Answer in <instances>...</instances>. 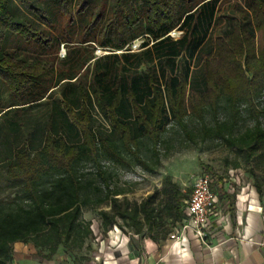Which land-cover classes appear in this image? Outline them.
Masks as SVG:
<instances>
[{
    "label": "trees",
    "instance_id": "obj_1",
    "mask_svg": "<svg viewBox=\"0 0 264 264\" xmlns=\"http://www.w3.org/2000/svg\"><path fill=\"white\" fill-rule=\"evenodd\" d=\"M258 34L264 40V0H0V88L20 100L0 118L51 102L26 136L15 120L13 132L0 128V166L21 186L0 203V264H13L16 242L48 260L60 248L71 264L86 260L95 232L84 211L108 202L113 211L99 212L103 233L119 219L155 240L168 233L163 223L182 221L190 193L169 177L140 203L124 205L119 196L129 191L110 167L156 173L174 148L164 138L171 127L184 136L183 148L225 142L250 161L264 146ZM11 37L53 59L20 55L7 48ZM61 44L76 45L58 58ZM225 64L233 71L221 72ZM244 110L254 123L237 133ZM96 112L107 128L96 127Z\"/></svg>",
    "mask_w": 264,
    "mask_h": 264
},
{
    "label": "crops",
    "instance_id": "obj_2",
    "mask_svg": "<svg viewBox=\"0 0 264 264\" xmlns=\"http://www.w3.org/2000/svg\"><path fill=\"white\" fill-rule=\"evenodd\" d=\"M261 172L264 169L259 168L251 177L245 174L243 184L232 183L231 175L218 176L214 187L212 178L219 215L208 219V244L192 230L184 233L180 243L170 238L186 218L185 210L182 221H175L172 230L157 240L145 232L123 231L118 224L109 234L100 231L92 241V250L85 254L87 259L78 264H264V181L258 176ZM240 174L243 178V173ZM257 181L262 184V194ZM71 261L63 248L48 260L38 255L33 244H14L13 264H71Z\"/></svg>",
    "mask_w": 264,
    "mask_h": 264
},
{
    "label": "rangeland",
    "instance_id": "obj_3",
    "mask_svg": "<svg viewBox=\"0 0 264 264\" xmlns=\"http://www.w3.org/2000/svg\"><path fill=\"white\" fill-rule=\"evenodd\" d=\"M20 14L25 15L27 13L20 9ZM226 27L227 26L225 25L224 29ZM171 35L177 38L181 35V32L174 30L171 32ZM141 42V39L135 40L133 42V48H138ZM263 43L264 40H262L261 35L259 36L258 34L255 44L256 49L260 50ZM74 45L76 44H61L58 50V58L64 57L67 50L69 48H73ZM7 48L16 50L20 55H24L31 60L39 59L48 62L49 59H53L52 57H49L48 53H44L39 48L35 47L34 44H26L20 40H16L13 37L8 39ZM95 53L99 56L107 52L101 48H96ZM186 62L187 58L185 56L179 58V64L181 66L180 69L184 68ZM220 71H226V73H230L233 70L229 64H225L221 67ZM11 101L19 102L20 100L16 99L15 96H13V94L5 86L1 87L0 111ZM50 107L51 102H49L46 106L39 107L34 110H23L21 108L12 110V112L0 118V128L4 127L6 132H13L12 121L15 120L20 124L22 135L26 136L28 133V128H30V121L40 120L41 116H43V111L47 109L49 110ZM258 107H261V105L258 104ZM243 115L244 117L240 121L237 133L243 132L247 127H251L254 123L253 120L248 116L249 113L247 111L244 110ZM220 116L225 117V112L221 111ZM26 120L29 122L27 123ZM95 120L96 127H108L107 121L98 112L95 113ZM206 120L212 121V116L210 113L206 115ZM25 121L27 124H25ZM189 125L193 130H197L199 127V124L196 120H189ZM164 138L169 139L174 148L169 156L163 159V162L156 173L150 174L141 167H134L132 169H122L112 166L110 167L111 170L117 173L116 183L122 187H125L129 191L126 195L119 196L124 205H127V203L130 205L140 203L149 194L160 190L169 177L178 184L182 191H187L186 193L189 194V189H192L194 180L202 174L207 173L211 175L214 179L213 185L215 187L218 183V176L230 177L231 175L234 178L232 183L237 184L238 181V183L240 182L243 184L246 178L245 174L251 177L259 168L261 170L264 169V146H261L254 153L250 161H246L245 153L238 152L235 148L229 147L225 142H207L200 143L198 146L191 145L189 148H183L185 138L180 133V131L174 127H171L168 130ZM236 162L240 164L238 168L234 167V163ZM231 169H234V171L232 172L233 174L229 175V171ZM237 171L243 173V178L242 174H240V172L238 173ZM258 176L261 181H264V173L261 172L258 174ZM20 189L21 186L12 180H9L6 176L5 168L0 166V203L12 199L15 193L20 191ZM102 209L113 211V206L108 202L100 208L85 209L83 214L85 219L91 221L92 228L96 235L99 234L100 231L102 232L103 222L99 213ZM163 224V227L167 230V232H170L175 226V222L171 217H168ZM117 226H119V228L121 227L123 231L135 233V231L121 219L118 220ZM114 227L115 225L113 228ZM161 229L162 227H160L159 230ZM109 232L107 234H109ZM144 232L146 233V231Z\"/></svg>",
    "mask_w": 264,
    "mask_h": 264
},
{
    "label": "built area",
    "instance_id": "obj_4",
    "mask_svg": "<svg viewBox=\"0 0 264 264\" xmlns=\"http://www.w3.org/2000/svg\"><path fill=\"white\" fill-rule=\"evenodd\" d=\"M187 216L170 234L175 243H180L184 233L192 230L204 243L208 244L207 224L211 215H219L215 209L212 176L205 173L198 176L192 185L189 197L184 201Z\"/></svg>",
    "mask_w": 264,
    "mask_h": 264
}]
</instances>
